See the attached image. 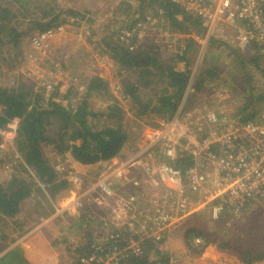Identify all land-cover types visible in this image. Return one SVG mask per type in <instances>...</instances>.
<instances>
[{"label":"trees","instance_id":"1","mask_svg":"<svg viewBox=\"0 0 264 264\" xmlns=\"http://www.w3.org/2000/svg\"><path fill=\"white\" fill-rule=\"evenodd\" d=\"M16 1L19 2V0ZM29 1L27 0L25 4L19 6L18 10H22L21 7H23L29 15L35 16ZM143 5L154 7V10L162 6L165 9V24L169 30L175 33L189 36L203 33V28L197 18L185 14L170 2L139 0V10H136L132 16L129 14L134 10L133 5L127 3L113 5L114 16L109 21L111 32L105 37V48H103V52L96 51L95 53L98 59L104 57L105 53H109L108 57L112 60L119 76V79L114 77L115 88L111 87L109 80L95 74L88 76L83 81L85 93L80 97L73 98L74 100L71 95L75 88H70V90L68 88L64 94L59 93L58 87L47 92L52 84L43 83L38 90L34 88V83L29 78L19 74H16L10 85H0V107L2 108L0 128H5L13 118L19 119L14 143L16 153L22 158V162L14 160L17 162L14 164L12 158L10 160L0 159V222L5 223L12 219L11 222L17 227L18 233L16 238L10 239L9 235L0 229V254L31 228L40 225L44 220L54 215L57 196L63 190L72 187V184L49 164L42 151L43 145L55 144L59 154H66L65 157L68 156L71 162L94 168L100 161L105 162L120 156L125 145L136 140L137 137L128 134V123L138 125L137 123L142 122L141 131L145 126L156 127L157 123L148 125L145 123V119L151 117L158 120L170 119L185 99V92L193 73L192 58L196 57L199 52L198 44L190 37L185 39L184 47L177 46L176 50L172 52L162 51L156 45H151L149 48H145V46L142 48L139 45L133 48L136 37L127 38L126 30L133 29L130 27L133 19H142L140 22H143L151 14L142 12ZM41 8L39 10L41 15L33 19L21 20L17 15L12 14L13 5L10 7L0 5V53H3L5 48L7 53L21 48L22 38L30 33V30L23 28L24 25L34 24L43 31L52 25V21L59 18L58 15L55 18L51 17L52 10L48 9L47 5L42 4ZM66 13L77 15L79 12L67 10ZM136 14H139L138 17ZM40 21L45 22L42 24ZM86 40L90 41L88 37L85 42ZM77 42L85 44L81 39H77ZM216 44L211 40L208 47L216 50ZM236 51L240 53L239 50L236 49ZM208 53H205L206 59H210ZM238 53H235V56L238 57L239 64L243 66L244 57ZM16 60H21V58ZM256 60L262 59L257 58ZM19 66L20 64L12 67V70L15 71ZM216 67L206 66L198 72L196 77L198 82L195 84L198 94H203L207 83L217 82L215 76L219 74V71ZM261 73L264 77V66ZM119 95L121 98L118 97ZM57 97L59 100H54ZM93 97L101 98L100 104L96 105L92 100ZM260 100L264 105V97H261ZM63 101H67V103L64 105ZM248 103L249 100H246L244 106L237 109L234 113L235 117H241L244 121L254 120L258 117L260 112H254L249 108ZM248 109H250L249 112H247ZM5 162L11 165L7 179H4L1 169ZM188 165L187 161H180L177 167L186 168ZM104 168L100 165L98 169ZM134 172H136L135 177L138 178L140 176H138V171ZM98 174L100 175V173ZM81 180L85 184L86 178L82 177ZM122 181H116V183ZM116 183H112V187L124 196L122 189L125 187L119 186L121 190L119 188L117 190ZM32 191L42 201L31 203L30 199L28 202ZM111 201L115 203V201ZM29 205H33L32 211H25ZM97 205L92 196L85 197V200L79 205L72 206L58 215L48 225L50 227H46L47 232L43 231L45 238H50L49 244L46 246H49L53 241L54 224L70 214H76L73 218L77 221L76 225L80 229V240L82 241L74 247L71 257L69 256L75 261L73 264H79L80 257L87 256L93 251L92 246L100 240L99 232L102 230L104 222L109 225L107 230L122 231L125 234H127L130 224L136 225L135 220L128 222L116 220L117 224H112L111 219L114 216H110L111 208H107L105 211L102 207L98 208ZM143 205L144 200L140 198L137 207ZM95 207L97 208L93 209ZM98 212L104 213L99 215ZM27 221H30L31 224L29 228H25ZM195 239H200L202 242L196 243ZM184 240L189 251L198 255L210 243V239L204 233L196 230L189 232ZM261 250V248L244 250L242 253L246 259L244 256L241 259L247 264H252ZM152 254L158 257L151 259L150 255ZM259 257L264 259V253H261ZM127 263L170 264L166 250L151 244L147 245L142 256L126 258L117 264ZM0 264L30 263L26 261L21 247L16 246L0 257Z\"/></svg>","mask_w":264,"mask_h":264},{"label":"built area","instance_id":"2","mask_svg":"<svg viewBox=\"0 0 264 264\" xmlns=\"http://www.w3.org/2000/svg\"><path fill=\"white\" fill-rule=\"evenodd\" d=\"M160 1L173 3L185 14L197 18L203 33L189 36L169 30L164 23L165 9L159 6L135 29L126 30L127 38L136 37L135 42L138 41L133 48L150 36L154 45L172 50L184 47L185 39L191 37L199 50L206 49L213 40L240 52L250 51L254 58L264 60V0ZM122 3L132 5L133 0H117L113 5ZM33 43L41 45L42 38H34ZM192 71L185 99L174 116L160 119L156 127L145 126L136 153L104 168L85 194V197L103 195L130 210L127 217L113 215L112 224H117L115 220H135L136 225L130 224L125 234L110 232L104 222L100 240L89 255L79 258V264H117L126 258H138L147 245L160 247L168 232L188 216L207 212L214 222H237L251 202L264 198V110L256 119L244 121L226 111L189 108L186 99L194 84ZM260 84H264V79ZM217 94L227 96L222 89ZM222 100L225 99L221 98L219 103ZM18 125L19 119L13 118L7 129L0 131V149L14 141ZM180 161L189 165L177 167ZM134 171L141 173L139 178L145 176L152 181L156 177L162 197L122 196L116 192L111 184L125 180ZM73 177V184L83 183L82 177ZM84 198L79 197L72 206L79 205ZM140 198L144 200L143 209L137 207ZM195 242L202 241L195 239Z\"/></svg>","mask_w":264,"mask_h":264},{"label":"rangeland","instance_id":"3","mask_svg":"<svg viewBox=\"0 0 264 264\" xmlns=\"http://www.w3.org/2000/svg\"><path fill=\"white\" fill-rule=\"evenodd\" d=\"M116 1L117 0H30V7L33 12H35V16H32L29 15L23 7H21L22 10H18L19 6L25 4L27 0H19V2L16 0H0L1 6L10 7L13 5L12 14L17 15L21 20H26L25 18L33 19L41 15L39 10L42 9V4L47 5V8L52 10V18H55L57 15L59 16V18L51 22L52 25L49 28L43 31L38 29L39 26L34 24L23 26L25 30H30V33L28 36L22 38L21 48L17 50L14 49L9 53H7L8 51L5 48L2 51L3 53H0V85H10L13 78L16 77V74H19L29 78L34 83V88L38 90H40L43 83L52 84L50 90L47 92H51L52 89L58 87L59 93L64 94L68 88L69 90L70 88H75L71 95L73 99L85 93L83 81H85L88 76L95 74L109 80L111 87L114 88L116 85L114 77L116 76V78L119 79V76L117 75L118 71L114 67L112 60L108 57L109 53H105L104 58L98 59L95 52H103V48H105V37L111 32L109 21L114 16L112 9ZM132 5L134 10L129 16H132L136 10H139V0H133ZM67 10L79 13L77 15H73V13L68 14L66 13ZM141 10L144 14L151 13L150 15H152L154 13V7L148 5H143ZM136 15V17H138L139 14ZM136 19H133V22L130 20L131 28L135 29V26L141 23L140 21L142 19ZM47 21L50 22L51 20ZM40 22L43 24L45 21ZM38 37L42 38V43L36 46L33 40ZM86 37H88L90 41L86 40L85 42ZM77 39H81L85 44H78ZM141 41L142 48H144V46L145 48H149L151 45L154 46L155 43L150 36ZM135 43H138V41ZM216 46V50H212L206 46V49L199 50L196 57L192 58V69L196 76H194L195 80L193 79L194 85L190 90L187 106L189 108L205 107L214 111H226L230 114H234L237 109L244 106L246 100H249V108L253 109L254 112H262L264 110V105L260 98L264 97V84L261 85L260 81L264 79L261 73L264 61H257V58H254L250 51L238 53L233 48L220 46L218 44H216ZM161 50L172 52L175 51L176 48L172 50L162 48ZM104 52L106 51L104 50ZM207 52H209L208 56L210 59L205 58V53ZM235 53L244 57L243 66L239 64L237 60L238 57L235 56ZM18 58H21V60H16ZM19 64V68L13 71L12 67ZM206 66H217L216 69L219 71V74L215 76L217 82L211 81L207 83L204 87L203 94H198L195 86L198 82L196 81V77L198 72ZM74 79H76V81H74ZM219 89L225 90L227 96H218L217 93ZM209 90H211V92H209ZM118 97L121 98L120 95ZM221 98L227 100L219 103ZM54 100L59 99L57 97L54 98ZM92 100L96 105L101 102V98L99 97H93ZM63 102L64 105L67 103V101ZM1 109L0 107V115ZM249 111L250 109H248L247 112ZM158 121L159 120L155 117L145 119V123L148 125H153ZM137 124L138 125L128 123L127 131L132 137H137L138 139L136 138V140L125 145V148L120 152V156L118 155L105 162L100 161L94 168L72 163L68 156L65 157L66 154H59L55 144L42 146V151L49 161V164L59 175H62L63 178L67 179L72 184V187L63 190L62 193L57 196L54 206L57 207L58 210L69 209L79 197H85V194L90 190L91 184H94L96 179L100 177L98 173L102 174L104 172V169H98L100 165L104 166L106 170L107 167H112L117 162L125 160L136 153L137 148L140 146L139 143L142 139V134L144 133V128L142 131L140 130V126H143L142 122ZM8 126L9 122L6 124L5 128H0V131H5ZM155 157V159H157V156ZM1 158L7 160L12 158L13 161L22 160L21 156L16 153L14 141L12 143H7L3 150L0 149V159ZM154 161L158 162V160ZM14 163L17 162L14 161L13 164ZM2 165V174L4 179H7L10 174L11 165L6 162ZM135 173L136 172L132 173L133 175L130 173L122 182L116 183L115 181V188L117 189L119 186L125 187L122 189V192L125 194H123L124 196L137 194L139 197H162L163 193L160 191V184L156 177L150 181L147 180L145 176L141 178L135 177ZM31 174L33 173L31 172ZM140 174L141 173L138 172V176ZM73 175L86 178L85 184H81V182L79 183L78 181H75L73 184ZM33 192L34 191H32V196L28 199V202L30 199L31 203L42 201L41 198L37 197L35 195L36 193ZM119 194L121 195L120 192ZM92 199L96 200L98 208H111L110 213L112 214H110V216L118 215L123 218L127 217L130 211L123 207L122 204L116 205L103 195L98 196L93 194ZM32 206L33 205H29V212L32 211ZM141 208L143 209L145 207L141 206ZM58 214L59 213L56 212L55 215ZM74 216H76V214H70L60 220V222L67 223L62 227L68 228L69 236L73 235L71 239H74V235L79 231L73 222ZM11 220L12 219L7 220L8 225L10 224L9 229H6L8 233L10 229L13 228ZM62 227L60 224L59 229ZM192 230L200 231L210 239V243L207 245L206 249L203 250L202 253H199V255L191 253L186 241L182 240L183 234L185 237ZM55 247H57V250L55 249L56 251L53 250V252L55 251L57 255L61 256L58 258L59 262L56 263L73 264L74 260L67 254V244L58 243L55 244ZM160 247L162 250V247H164V251L166 249L170 264H247L241 259V257L244 256L242 252L244 250L261 248L262 250L258 252V257H255V262L252 264H264V259L259 257L261 253H264V198L251 202L237 222L228 223L224 220L214 222L209 218L207 212L188 216L168 232L165 242L161 244ZM150 257L154 259L158 256L152 254ZM244 259H246L245 256Z\"/></svg>","mask_w":264,"mask_h":264},{"label":"crops","instance_id":"4","mask_svg":"<svg viewBox=\"0 0 264 264\" xmlns=\"http://www.w3.org/2000/svg\"><path fill=\"white\" fill-rule=\"evenodd\" d=\"M76 164H78V163H76ZM54 208H55L54 215H52L50 218L44 220L40 225H38L34 228H31L29 231H27V233L24 236H22L21 238H18L15 243H12L8 247L7 250H5L3 253H1L0 257L2 255H4L5 253H7L8 251H10L11 249L15 248L16 246H20L22 249L24 257L26 258V261L30 264H60V263H56V262H59L58 258H60L61 256H59L55 253V251L57 250V247H55V244H58V243L67 244V248H66L67 254H68V256L71 257V255L73 254V251L75 249L74 247L77 246V244L79 242H82V241L80 240V234H81L80 229L77 232V234L74 235V239H71V236H73V235L69 236L68 228L62 227L67 223L58 221L57 223L54 224V230L53 231L55 234H52L53 241L51 242V244L49 246H46V244H49L48 241L50 240V238L46 239L44 234H43V231L47 232L46 227H50L48 225L51 223V221L56 219L58 215L62 214L66 209H68V208H66L64 210L63 209L58 210L57 207H55V206H54ZM102 208L105 211H107L106 207H102ZM25 211H29V208H27ZM56 212L59 214L55 215ZM102 213H104V212H98L99 215ZM63 218H65V217H62V219ZM188 219H190V218H188ZM112 220H114V219H112ZM73 222L76 225L77 221L75 220V218H73ZM60 224H61L62 228L59 229ZM9 226H10V224L8 225V221L5 223L4 222L0 223V229H2L7 235H9L10 239L16 238L18 236V233L16 230L17 227L13 224V228H11L10 232L8 233V232H6V229H9ZM30 226H31L30 221H27L25 228H29ZM77 226L78 225H76V227ZM9 238H8V241H9ZM184 239H185V237L183 234L182 240H184ZM162 248L164 250V247H162ZM53 250H55V251L53 252Z\"/></svg>","mask_w":264,"mask_h":264}]
</instances>
